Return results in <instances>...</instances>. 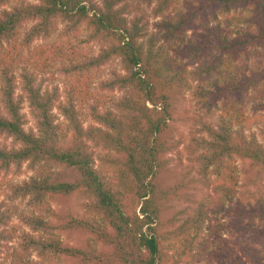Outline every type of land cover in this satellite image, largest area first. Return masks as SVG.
I'll list each match as a JSON object with an SVG mask.
<instances>
[{"label": "trees", "instance_id": "obj_1", "mask_svg": "<svg viewBox=\"0 0 264 264\" xmlns=\"http://www.w3.org/2000/svg\"><path fill=\"white\" fill-rule=\"evenodd\" d=\"M133 2L161 19L155 34L144 15L132 12ZM10 3L0 10V136L13 146L0 143V175L19 176L24 166L35 175L8 183L7 198L26 200L27 207L49 215L46 200L79 195L92 217L68 212L54 216L53 224L34 211L0 208V253L8 254V264H39L32 254L48 262L177 264L170 254L173 243L186 255L200 250L205 221L221 214L233 215L241 236L255 244L245 249L244 259L230 264H264L255 249L264 247L263 188L247 204L229 207L237 193L234 160L264 179V146L256 133L245 134L264 118V0H0V8ZM231 13L238 20L233 30L220 21ZM56 20L65 24L64 35L81 30L88 43L102 48L94 56L75 48L66 52L63 46L31 50L34 41L50 37ZM112 60L119 61L122 73L110 71L98 84V91L110 97L89 95L80 75ZM182 61L197 64L194 75L201 82L195 95L206 113L218 116L215 125L202 123L198 131L196 177L189 171L170 181L161 171L162 157L174 148L169 130L184 85ZM55 62L65 64L67 77H78L63 99L40 80V72ZM24 106L32 128L25 127ZM260 136L264 140V125ZM53 166L70 175L54 179L46 170ZM196 187L206 193L192 201V215L172 227L174 219L163 217L165 204L190 200L187 193ZM13 215L30 232L8 229ZM214 224L218 234L223 225ZM69 232L86 243L59 239V233ZM14 240L12 248L8 244Z\"/></svg>", "mask_w": 264, "mask_h": 264}, {"label": "rangeland", "instance_id": "obj_2", "mask_svg": "<svg viewBox=\"0 0 264 264\" xmlns=\"http://www.w3.org/2000/svg\"><path fill=\"white\" fill-rule=\"evenodd\" d=\"M12 4L13 3H10L4 7H1L0 10L3 8L9 9L11 8ZM133 7H135L136 10L135 11L132 9L133 13L137 15L142 14L145 16V18H147V21H149V33L155 34L156 31L154 29V25L161 19L154 18L153 13L145 4H141V6L137 7L136 3L133 2ZM137 9H140V11H137ZM233 14L234 13H231L224 19L220 18V21H222L223 25H229V30L235 29L236 21H238L236 16ZM233 17L235 19H233ZM145 18L143 17L144 20ZM29 26L30 25H26V27H24L22 30L21 35L18 38L17 45H19V41H21L23 33L29 29ZM64 26L65 24L63 22L56 20L54 26L55 30L50 35V37L46 40L38 39L34 41L30 49L33 50L43 48L49 52L51 47L63 46L66 52L75 48L77 52L83 56H94L97 54L100 48H102L101 44L98 45L96 43H88L85 35L86 33L81 30L79 33L64 35ZM160 43L161 41L159 44ZM23 53L26 55L29 54V52L26 50H24ZM49 56L52 55L49 54ZM243 58L246 61H252L251 64L255 62L254 59L251 57L247 58L246 55H243ZM63 65L65 66L64 63ZM63 65L60 62H55L52 66L40 72V80H42L44 87H47L48 89L57 88L59 94H61V99H63V96L66 94L65 91L75 82V77H77L75 75L67 77L62 71ZM182 66L184 70L181 71V75L183 76L184 85L182 91L177 95V101L173 111V120L171 121L169 130V141L172 145H174V148H172L170 153L162 157L161 171L169 178L171 177L170 181L172 178H178L189 171H192L191 176L196 177L195 165L198 150H196L195 141L199 138V136H202V134L198 133V131L201 128L202 123L215 125L218 116V114L215 113L212 115L206 113L205 110L202 109V99L197 98L195 95L197 86L201 82L198 78H195L194 75V72L197 69V64L193 65L188 64L187 61H182ZM110 71L122 73L121 65L118 60H112L98 70L89 72L88 75H80V79L82 80L83 85L87 87L89 95H103L107 97V99L110 97L108 93H101L98 91V84L102 80L108 78V73ZM84 111L86 110L84 109ZM53 112L58 118L57 121L62 122L63 118L62 116L58 115L57 110L54 109ZM22 113H24L27 118V125L25 126L26 129L30 127L32 128L34 121L29 115V111L26 106H24ZM86 124H88V121L85 122L84 125ZM263 125L264 118L263 122L253 124L250 126V128H245V134H248L249 132L256 133L258 135V141L264 146V140L260 136V129L263 128ZM234 129H238V127H234ZM0 143L7 148H11L13 146V142L10 139H6L4 136H0ZM234 164L236 166L235 172L238 177L237 193L235 195V199L229 204V207L238 208L240 205L247 204L251 195L259 189L263 188L262 190L264 191V179H256L251 173V168L247 163H243L236 159L234 160ZM96 166L98 168L101 167L99 162H97ZM46 170L52 174L54 179L62 177L64 173L70 175V172H66L63 169L55 166L50 168V171L49 169ZM32 175H35V173L26 171L25 166L23 167L22 173L19 176L14 177L12 174L0 175V208L5 210L6 207H9L13 211L24 212L27 214L34 211L39 216L41 214L46 217L48 216V219H50L53 224L57 223L55 217H63L68 212H71L72 215L78 218L92 217V215H88L86 213L87 200L79 195H71L69 197H54L46 200L44 203V211L45 209H48V212L50 210L49 215L47 212L38 210L36 211L27 207L26 200L22 201L17 199L10 202L8 200V183H21L23 180H27ZM201 189L196 187V191L193 189V191L188 192L187 194H189L190 200L171 199L165 204L166 212L163 217L164 219H174V224L172 227H177L186 219L187 216L192 215L194 208L196 207V204H194L192 201H199L202 198L203 193H206L204 190H207ZM212 219L221 223L223 228L218 234H215L213 232L214 228L216 227L214 220H206L202 227L201 235L204 240L199 243H203L200 250L197 247L193 248L189 255H186L183 254V247L179 248L180 244L178 242L173 243L170 254L176 258L175 261L177 264H230L239 258L244 259L243 253L245 252V249H247L249 246L255 245L251 240L241 236L240 231L237 229V220L233 218V215H212ZM12 227L18 228L20 231H24L25 233L30 232L28 227L23 226V224L19 222L17 215H13L8 229H11ZM58 235L59 239L64 243H86V239L80 238L75 232L59 233ZM8 245L12 248H15L17 245V240H14ZM103 248V246H100L99 250H102ZM255 249H260L261 255L264 256V247L255 246ZM202 252H204V254ZM252 252L256 253V250H253ZM197 254L200 255L199 259L196 257ZM7 258L8 254L3 249L0 253V264H8ZM31 258L38 261L39 264H78L69 259H56L53 262L43 261L37 259L34 254L31 255Z\"/></svg>", "mask_w": 264, "mask_h": 264}]
</instances>
